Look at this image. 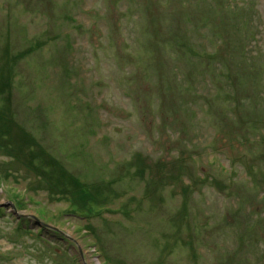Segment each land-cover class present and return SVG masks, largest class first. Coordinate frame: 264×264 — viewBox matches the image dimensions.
I'll list each match as a JSON object with an SVG mask.
<instances>
[{"label":"rangeland","instance_id":"obj_1","mask_svg":"<svg viewBox=\"0 0 264 264\" xmlns=\"http://www.w3.org/2000/svg\"><path fill=\"white\" fill-rule=\"evenodd\" d=\"M0 264H264V0H0Z\"/></svg>","mask_w":264,"mask_h":264}]
</instances>
